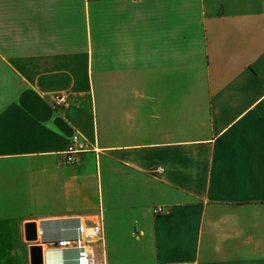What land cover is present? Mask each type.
<instances>
[{
	"label": "crops",
	"instance_id": "1",
	"mask_svg": "<svg viewBox=\"0 0 264 264\" xmlns=\"http://www.w3.org/2000/svg\"><path fill=\"white\" fill-rule=\"evenodd\" d=\"M4 1L0 264H264V0Z\"/></svg>",
	"mask_w": 264,
	"mask_h": 264
},
{
	"label": "built area",
	"instance_id": "2",
	"mask_svg": "<svg viewBox=\"0 0 264 264\" xmlns=\"http://www.w3.org/2000/svg\"><path fill=\"white\" fill-rule=\"evenodd\" d=\"M137 2L139 0H130ZM51 105L55 109L64 108L68 105V96L66 94L55 95L51 99ZM94 148L79 134H75L66 152L62 156L64 164H75L79 155L90 152ZM156 173H163V169L158 168ZM165 214L164 208H156L154 215L162 216ZM42 236V232L39 233ZM104 236L103 220L91 226H80L77 229V238L74 240H65L58 244V247L63 249H74L78 252L77 264H104L98 263L96 259L95 247L101 243Z\"/></svg>",
	"mask_w": 264,
	"mask_h": 264
},
{
	"label": "water",
	"instance_id": "3",
	"mask_svg": "<svg viewBox=\"0 0 264 264\" xmlns=\"http://www.w3.org/2000/svg\"><path fill=\"white\" fill-rule=\"evenodd\" d=\"M25 239L28 243L37 242V228L35 224H28L25 226ZM31 264H44L43 253L40 247H32L30 249Z\"/></svg>",
	"mask_w": 264,
	"mask_h": 264
},
{
	"label": "rangeland",
	"instance_id": "4",
	"mask_svg": "<svg viewBox=\"0 0 264 264\" xmlns=\"http://www.w3.org/2000/svg\"><path fill=\"white\" fill-rule=\"evenodd\" d=\"M6 8H7V1L0 0V13L5 12L4 10H6ZM97 55H100L99 57H101V52H98Z\"/></svg>",
	"mask_w": 264,
	"mask_h": 264
}]
</instances>
